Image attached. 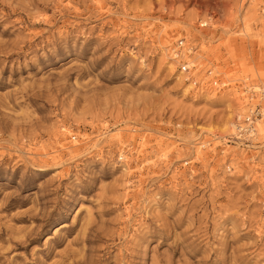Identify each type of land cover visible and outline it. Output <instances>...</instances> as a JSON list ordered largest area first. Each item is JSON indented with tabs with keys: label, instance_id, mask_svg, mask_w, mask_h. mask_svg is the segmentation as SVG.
Wrapping results in <instances>:
<instances>
[{
	"label": "rangeland",
	"instance_id": "374dc122",
	"mask_svg": "<svg viewBox=\"0 0 264 264\" xmlns=\"http://www.w3.org/2000/svg\"><path fill=\"white\" fill-rule=\"evenodd\" d=\"M250 85L264 0H0V264H264Z\"/></svg>",
	"mask_w": 264,
	"mask_h": 264
},
{
	"label": "built area",
	"instance_id": "2783aa9c",
	"mask_svg": "<svg viewBox=\"0 0 264 264\" xmlns=\"http://www.w3.org/2000/svg\"><path fill=\"white\" fill-rule=\"evenodd\" d=\"M208 22L200 21V27H207ZM183 42H180L182 45ZM181 71L187 73L188 75L191 73V67L185 62L181 64ZM211 73V70H209ZM186 80L190 82L191 77ZM195 86L199 87L200 82L197 81ZM258 100V101H257ZM246 111L241 114H236L234 120V135L239 139L250 140L254 139V134L256 132V124L261 123L264 126V92L258 98H256L255 102L249 103L246 107ZM122 159V158H121Z\"/></svg>",
	"mask_w": 264,
	"mask_h": 264
},
{
	"label": "bare ground",
	"instance_id": "6f19581e",
	"mask_svg": "<svg viewBox=\"0 0 264 264\" xmlns=\"http://www.w3.org/2000/svg\"><path fill=\"white\" fill-rule=\"evenodd\" d=\"M264 92V87L262 85H250L247 88L246 91V96L241 97V107H240V111L237 114H241L243 112L246 111V107L249 103H253L255 102L256 98L260 97L262 95V93ZM258 101V100H257ZM256 132L254 134V137H256L257 135H260L261 132H264V126L261 123H257L256 125ZM255 146V145H254Z\"/></svg>",
	"mask_w": 264,
	"mask_h": 264
}]
</instances>
